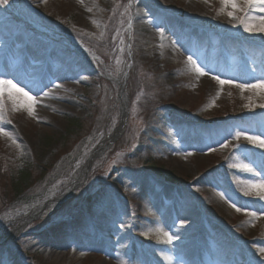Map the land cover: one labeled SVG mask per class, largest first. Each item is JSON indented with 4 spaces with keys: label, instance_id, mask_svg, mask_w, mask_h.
I'll list each match as a JSON object with an SVG mask.
<instances>
[{
    "label": "rangeland",
    "instance_id": "rangeland-1",
    "mask_svg": "<svg viewBox=\"0 0 264 264\" xmlns=\"http://www.w3.org/2000/svg\"><path fill=\"white\" fill-rule=\"evenodd\" d=\"M237 3H0V80L36 101L0 85V264H264V148L234 138L264 139L237 86L264 81V11Z\"/></svg>",
    "mask_w": 264,
    "mask_h": 264
},
{
    "label": "snow or ice",
    "instance_id": "snow-or-ice-1",
    "mask_svg": "<svg viewBox=\"0 0 264 264\" xmlns=\"http://www.w3.org/2000/svg\"><path fill=\"white\" fill-rule=\"evenodd\" d=\"M8 2V0H0V3L6 4ZM245 3L247 4L248 8L250 9L251 7H253V3L252 0H245ZM260 4H261V11H264V0H260ZM221 9L220 11H224L225 9H227L228 7H231L233 9V11L227 12V15L229 16H233L234 12L236 10H240V11H244V9L241 7V5L239 3H237V0H221ZM261 23L259 26H255L253 24H245V31L248 32H264V17H260L259 18ZM188 62L189 64H191L193 66V68L195 69V71H197L200 75L204 74V69L199 67V65H197L195 63V61L192 60V57L189 56L188 57ZM214 79H216L218 81V83H220L221 85L226 84V83H233L232 81H225L220 79V77H214ZM0 85H6L9 86L10 88H15L17 92L21 93L23 97L27 98V100L29 101V103H27L26 107L29 111V113L31 114L33 112V104L36 102L34 100V98H32L27 92H24L23 89H19L16 88V85L12 84L11 81H3L0 80ZM238 87H240L241 89H244L245 87H260L261 89H264V81H260L257 82L256 85H237ZM11 95V93H10ZM45 95H47V93H45ZM15 99V98H13ZM2 101H0V107H2ZM0 131H2V129H0ZM241 136L244 137V139L256 143L259 145V147L264 148V139H260L259 137H254V136H248L246 133L244 132H236L235 133V139H239ZM224 147H227V145H222ZM242 167L248 171H251V169L247 166V165H242ZM249 189H259V191L256 192H252L250 190L245 191V195H251V194H255L257 196H259L261 199H264V181H261L259 183L257 182H249ZM222 195V194H221ZM232 207H236L235 204L232 205ZM237 211H240L241 209L237 208ZM251 215L253 217H255L257 214L256 213H251ZM167 235V234H165ZM169 240L172 239L171 236L168 237ZM262 252H264V249H261Z\"/></svg>",
    "mask_w": 264,
    "mask_h": 264
},
{
    "label": "bare ground",
    "instance_id": "bare-ground-1",
    "mask_svg": "<svg viewBox=\"0 0 264 264\" xmlns=\"http://www.w3.org/2000/svg\"><path fill=\"white\" fill-rule=\"evenodd\" d=\"M14 73H16V72H14ZM17 75H19V74H17ZM22 77L24 78V76H22ZM125 103H126V101H125V97L123 96V105H122V107H123V111H124V109H125V107H126ZM98 149H99V148H98ZM98 149H97V150H98ZM84 171H85V168H82L81 171H80V173H79L78 175L74 176V178H73V185H74L75 183H77V182L79 181V179L83 176ZM40 209H41V207L36 208L35 212H38Z\"/></svg>",
    "mask_w": 264,
    "mask_h": 264
},
{
    "label": "water",
    "instance_id": "water-1",
    "mask_svg": "<svg viewBox=\"0 0 264 264\" xmlns=\"http://www.w3.org/2000/svg\"><path fill=\"white\" fill-rule=\"evenodd\" d=\"M96 155V150L93 152L92 156L89 158L88 160V165L91 163L92 159L94 158V156ZM47 203V202H46ZM46 204L43 205V207H45ZM22 226V225H21ZM19 229V227L14 228V230H12V234H14V232H16Z\"/></svg>",
    "mask_w": 264,
    "mask_h": 264
},
{
    "label": "trees",
    "instance_id": "trees-1",
    "mask_svg": "<svg viewBox=\"0 0 264 264\" xmlns=\"http://www.w3.org/2000/svg\"><path fill=\"white\" fill-rule=\"evenodd\" d=\"M73 120H74V122L76 121L75 125H76L77 127H79V121H78V119H73ZM171 179L173 180V179H174V177H173V176H171Z\"/></svg>",
    "mask_w": 264,
    "mask_h": 264
}]
</instances>
